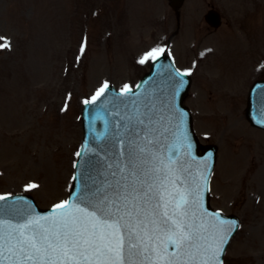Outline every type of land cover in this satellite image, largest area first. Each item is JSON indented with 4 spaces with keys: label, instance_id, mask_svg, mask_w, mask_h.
Segmentation results:
<instances>
[{
    "label": "rangeland",
    "instance_id": "obj_1",
    "mask_svg": "<svg viewBox=\"0 0 264 264\" xmlns=\"http://www.w3.org/2000/svg\"><path fill=\"white\" fill-rule=\"evenodd\" d=\"M210 7L223 17L216 30L203 20ZM178 12L177 17L167 0H0V45L10 44L0 48V195L29 194L41 209L64 201L84 101L105 83L135 86L150 66L139 60L151 49L168 50L179 69H188L196 62L185 51L193 18L209 35L202 45L213 49L198 65L193 84L215 65L222 48L231 51L235 37L240 42L239 64L232 68L224 99L215 82L201 102H192L189 94L184 102L191 114L211 105L204 111L214 124L223 103L219 116L229 111L245 124L247 134L221 137L228 119L209 129L215 125L205 127L193 116L201 144L217 147L210 205L241 222L224 264H264V131L244 116L248 88L264 76V0H184ZM30 184L38 187L26 190Z\"/></svg>",
    "mask_w": 264,
    "mask_h": 264
},
{
    "label": "snow or ice",
    "instance_id": "obj_2",
    "mask_svg": "<svg viewBox=\"0 0 264 264\" xmlns=\"http://www.w3.org/2000/svg\"><path fill=\"white\" fill-rule=\"evenodd\" d=\"M5 47L10 44L0 45ZM161 53L146 51L139 63L155 61ZM107 89L105 83L85 104L95 103ZM130 94L125 85L122 95ZM137 123L129 130L127 163L116 166L112 179L95 188L85 206L64 200L47 216L25 211L17 213L18 223L0 221V264H222L224 221L210 227L204 219L218 214L203 208L199 186L190 189L181 178L187 169L173 156L178 143L165 146L169 129L160 131L147 113Z\"/></svg>",
    "mask_w": 264,
    "mask_h": 264
},
{
    "label": "bare ground",
    "instance_id": "obj_3",
    "mask_svg": "<svg viewBox=\"0 0 264 264\" xmlns=\"http://www.w3.org/2000/svg\"><path fill=\"white\" fill-rule=\"evenodd\" d=\"M190 16H192L194 18V10L191 11ZM192 19H190V26H193V29L190 28L188 30V34L186 35V37H188V39L190 37H193L192 43H188L186 45L185 51L187 52V55H191L195 58V61L198 63V65L200 63H204V61L208 58L207 54H208V50L203 47L202 43L204 41V39L206 37H208L209 35H206L203 32V29H201L196 22ZM167 20V19H166ZM165 20V22H166ZM237 41H233V44L231 46V51H229L228 48H222V51L220 52V54L216 57L213 58V60H215V65H213V67H211V69H209V71H207L206 73L201 74V78L200 81L195 82L194 84V88L192 90L190 99L192 102H201V98L202 96L205 94V91L207 86H211L212 84H214L216 82V85L218 87V93L220 95V97L222 98V100L224 99V95L223 93H225L226 91V86L228 85V79L231 76V73L233 71V67H237V65L239 64V40L237 37H235ZM183 40H185L183 38ZM187 42V41H185ZM197 65V66H198ZM220 73L219 78L217 77V73ZM226 94V93H225ZM215 107H218L217 104H214ZM201 107H198L194 112H195V116H196V120L202 121L203 125L206 126V124L209 125H215L214 127H207L209 129H214L217 125V123H219L220 121H222L220 126H223L225 124V120L224 119H228L227 120V124L226 126H224V128L222 129V133L220 134L221 137H223L227 132H231V131H235V132H239L241 134H247V129L245 127V124L243 122L242 119L238 118L235 115H231L229 113V111H225L224 115L220 114V116H223V119L219 116V112L222 110L223 108V103L222 106L219 107L218 109H220V111L218 112V118L216 120V123L214 124V120L208 116V112L209 111H204V110H208L211 107V105H205L203 106L202 104V112L200 111ZM231 111V110H230ZM232 112V111H231ZM251 132V131H249ZM206 136L210 137L209 134H207ZM2 155V151H0V157H3ZM33 155V154H32ZM18 159H14L12 162L10 161V164L12 165V163H17ZM30 164L33 166L34 163L32 161H30ZM221 165H222V160H221ZM6 166V173L8 174V172L10 171V168L8 167V164H5ZM50 176H53L55 174L53 168L50 166L49 167V171H48ZM53 183V182H51ZM50 183V184H51ZM41 189V188H40ZM43 190L44 191H49L51 190L50 187L48 185H44L43 186Z\"/></svg>",
    "mask_w": 264,
    "mask_h": 264
},
{
    "label": "water",
    "instance_id": "obj_4",
    "mask_svg": "<svg viewBox=\"0 0 264 264\" xmlns=\"http://www.w3.org/2000/svg\"><path fill=\"white\" fill-rule=\"evenodd\" d=\"M173 1L175 2L176 6H179L181 3V0H173ZM206 19L213 26L219 25V16L214 12H209L208 15L206 16ZM259 90H261V91L264 90V83H255V85L253 86V90H252L251 96L249 98L248 109H247L246 115H247L249 121L253 125L264 129V115L257 112L253 106L254 103L256 102V96H258ZM130 95L133 96V93H131ZM184 95H185V92L183 91L180 95V98H179V104L181 103ZM87 107L88 108H86V110H85L86 112H87V110L89 111L91 109L90 106H87ZM99 114H100V112H99ZM95 120L96 119L91 120V123H92V127L95 128L94 131L98 132L99 129L101 128L102 122H100V120H97V122L95 123ZM189 125H190L189 120L186 117L184 120L182 128L185 130V133H186L183 137V140H184V142H187V143H185L183 145L185 147H191L192 153H197L198 146H197V143L195 141V138L192 137V135H191ZM195 150H196V152H195ZM212 150L215 151V148H213ZM25 200H27V199H25ZM233 230H234V228L230 229V234L233 232Z\"/></svg>",
    "mask_w": 264,
    "mask_h": 264
}]
</instances>
